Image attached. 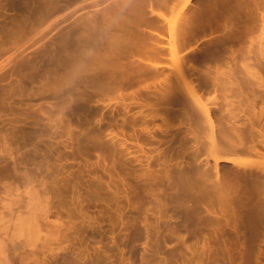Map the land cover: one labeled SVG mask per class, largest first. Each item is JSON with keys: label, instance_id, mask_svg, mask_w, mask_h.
<instances>
[{"label": "rangeland", "instance_id": "obj_1", "mask_svg": "<svg viewBox=\"0 0 264 264\" xmlns=\"http://www.w3.org/2000/svg\"><path fill=\"white\" fill-rule=\"evenodd\" d=\"M26 2L21 12L13 13L11 0H0V168H7L6 176L0 175V243H5L0 247L6 255L5 264H24V256L30 264L43 259L48 262L57 238H62L67 249L88 255L89 259L93 255L91 260L97 255L96 260L106 264H264V223H258L257 228L250 226L255 232L242 218L236 227L225 220L218 225L214 221L219 210L214 207V212L209 211L207 203L188 192L186 165L172 164L166 176H150L147 113L150 90L155 91L158 78L134 82L124 90V98L119 90L101 92L78 82L56 86L51 57L58 22L53 20H60V16H51L46 9L48 14H39L34 3ZM182 5L179 1L175 11H166L165 17L179 18ZM257 27L253 35L257 34ZM219 31L221 38L223 33ZM250 35L243 41L245 50L250 51L241 61L264 76V58H256L258 41L251 42ZM206 37L199 38L203 42ZM262 44L264 55V41ZM47 57V65H42V59ZM165 61V72L169 74L174 68L172 59ZM240 78L238 85L244 96L241 101L247 103L252 98L249 102L257 109L261 86L252 78ZM209 84L204 85L206 89L196 87V92L210 110L216 111L226 101L222 102L218 86L216 90L214 84ZM226 92L228 98L231 94L235 97L233 91ZM187 95L189 99L183 97L182 104L172 108L171 122L189 121L193 100ZM179 107L185 112L181 113ZM194 107L203 121L202 112ZM219 113L217 110L214 118L225 116ZM142 115L144 122L138 119ZM203 122L198 123L196 132L205 143L208 125ZM23 128L32 130L27 141L22 139ZM134 141H138L141 150ZM199 157V167H205V162L212 165L213 159L206 152L202 151ZM239 158L249 164L256 161L252 156ZM219 162L223 164L219 165L221 170L228 167ZM97 181L103 189L94 187ZM28 190L38 193L47 204L46 215L43 214L46 218L38 222V238L29 236L25 227L28 224L23 223ZM128 224L130 228L126 230ZM11 233L18 236L11 237Z\"/></svg>", "mask_w": 264, "mask_h": 264}, {"label": "bare ground", "instance_id": "obj_2", "mask_svg": "<svg viewBox=\"0 0 264 264\" xmlns=\"http://www.w3.org/2000/svg\"><path fill=\"white\" fill-rule=\"evenodd\" d=\"M24 1L28 4L27 0H11L10 8L13 13L23 10ZM30 1L32 5L35 4L36 12L38 11L39 14L40 11L42 14L45 12L48 14L46 10H50L51 16H60V20H53L58 22L51 57L54 62L53 79L58 83L56 86L78 82L83 87L90 86L101 92L119 90L121 98H124L126 93L124 90L134 82L146 77L158 78L155 87H160L159 90L156 88L155 91L150 90L152 92L150 112L147 113L150 114L151 177L155 178L159 173L166 176L172 164L186 165L189 167L185 174L187 180L185 186L187 185L189 189L187 191L194 192L196 200L200 197L204 204L207 203L209 211L214 212V207L219 210L214 221L218 225L221 220H225L227 223L232 221L236 227L241 218L244 223L249 224V227L254 225L257 228L264 223V76L248 66L244 60L241 61L250 51L248 48L245 50L243 43L249 34H251V42L258 41L259 55L255 57L264 58L262 54L264 0ZM179 1L183 4L179 18L174 20L165 17L166 11L173 12V8L175 11L174 6L178 5ZM256 22H259L258 27L255 26ZM254 27L258 30L255 35H253ZM218 30L223 33L220 35L221 38L217 33ZM205 35L206 41L202 42L201 39ZM228 42L229 45L225 46ZM227 46H230L228 52ZM224 49H227L226 52ZM166 58L172 59L174 68L170 69L171 75L170 72L169 74L165 72ZM48 61L49 57L43 58L42 65H47ZM224 63L229 64V67ZM222 65H225L226 67H223L226 69H223ZM238 74L242 75L240 77L243 80L252 78L261 86L262 97L260 95L261 98L258 97L261 104L257 109L254 103L251 104L252 98L250 100L246 98L251 103L241 101L244 96L239 89L241 78ZM209 83L214 84L215 87L211 85L216 90L218 86L220 93H217L222 97V102L223 99L226 101L222 104L223 108L216 104L219 106L217 110L225 114L223 117L217 115V119L214 118L217 110H210L211 107L202 102L200 93L196 92V87L206 89L205 86H210ZM226 91L234 92L237 102L231 93L228 98L229 93L227 94ZM186 94H189L194 105L200 109V113L202 112L204 116L202 120L208 125L207 136L204 135L207 138L205 143L202 141L203 137L200 139V135L196 132L199 128L198 123L203 121L197 116L198 111L194 105L192 106L193 101L189 105L191 114L187 123L170 121V115H174L172 108L176 104H182V101L188 97ZM178 109L181 113L185 112L183 107ZM138 112L142 113L141 110ZM144 116L138 119L144 122ZM21 133L22 139L27 141L32 135V130L23 128ZM133 143L141 150L138 141ZM202 151L212 157V165L209 166L205 162V167L198 166ZM8 153H10L9 149ZM239 155L252 156L256 161L254 164H249L239 158ZM178 157L181 159L178 160ZM219 161L227 164L228 167L221 170L223 164H219ZM10 167H14L13 163H10ZM6 170V167L0 168V175L6 176ZM100 184L98 182L94 187L103 189ZM37 194L33 190H28L27 201L25 200V206L28 207L24 208L27 209L25 222H23L24 218H21L23 223L28 224L25 227L26 229L28 227L27 232L32 238L33 235H37L38 238L37 233L40 231H38V228L40 229L38 222L40 224V219L46 218L44 215L47 210L46 201ZM158 203L157 200L156 204ZM23 223H21L22 230L25 229ZM254 227H250L253 232H255ZM127 228H130L129 224L126 230ZM12 234L14 233H11V237ZM61 239L58 241L57 238V245L55 244L52 253L50 250L51 256L49 255L48 262L43 259L42 262L32 264H106V261L99 263L98 258L96 260L97 255L91 260L93 255L89 259L88 255L67 249ZM9 240L11 241L12 238ZM0 244L5 243L3 241ZM6 260L4 250L0 247V264H5ZM21 261L24 264L31 263L27 256Z\"/></svg>", "mask_w": 264, "mask_h": 264}]
</instances>
